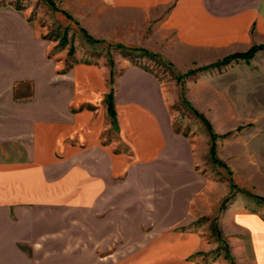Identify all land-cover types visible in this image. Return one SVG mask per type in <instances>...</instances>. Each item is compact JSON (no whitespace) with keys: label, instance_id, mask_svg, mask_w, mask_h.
<instances>
[{"label":"crops","instance_id":"obj_1","mask_svg":"<svg viewBox=\"0 0 264 264\" xmlns=\"http://www.w3.org/2000/svg\"><path fill=\"white\" fill-rule=\"evenodd\" d=\"M56 1L91 37L158 50L181 69L264 46V0ZM49 47L23 15L0 7V264H120L121 242L142 246L125 264H196L187 258L201 234L181 228L214 214L197 199L211 196L212 172L199 169L200 150L173 128L160 78L104 56L68 63ZM261 56L264 49L209 75L217 109L209 113L229 121L254 113L264 128ZM259 127L254 158L245 146L218 165L224 197L230 182L238 187L228 164L251 182L264 179ZM218 218L230 263L264 264V203L238 194Z\"/></svg>","mask_w":264,"mask_h":264},{"label":"rangeland","instance_id":"obj_2","mask_svg":"<svg viewBox=\"0 0 264 264\" xmlns=\"http://www.w3.org/2000/svg\"><path fill=\"white\" fill-rule=\"evenodd\" d=\"M54 3L59 10L66 12L62 3L56 0H54ZM0 7L13 9L23 15L40 35H44V38L50 41L49 53H66L67 58L65 60H68V63L78 60L96 61L100 56H104L108 61H113L119 65L140 63L160 78L164 90L168 93L167 104L173 128L186 135L192 146L196 150H200L205 164L199 169L203 168L205 173L212 172V178L207 177L204 189L206 193L211 192L209 194L211 196L199 194L197 199H202L207 209H211V211L215 209L214 214L199 217L196 221L194 220L189 224L185 223L187 225L181 228L184 232L198 231L202 237L201 248L197 250L198 252L188 256L187 259L195 261L196 264H231L230 259L232 258H228V255L231 256V248L223 232L224 228L219 222L218 215L223 214L227 205L238 194H244L245 191L264 197V179L260 182H251V178H249L247 173H245V177L243 173L241 175L234 174L235 172L228 164L231 171L229 174L232 173L235 176L238 190L234 191L233 197L226 201L224 209H221L222 201L228 195L225 197L223 195L224 190H226L224 184L226 183L227 175L225 170L219 167L218 164L213 163L210 158L211 139L209 132L205 124L192 110L199 112L208 120L213 133L216 135V157L222 164L224 162L221 160L225 158H240L237 154L239 148H242L243 151L245 146H247V149L252 146L250 149L255 150V135L259 125L256 123L257 116L254 113H233L230 115V121L228 119L229 116L220 115L217 112L215 114L209 113L212 111L214 113L217 109L212 108V110L209 107L211 104L208 101L205 80L214 71L218 69L217 71L220 73L232 62L221 65V67H212L207 64L181 69L166 60L164 56L161 57V52L158 50L154 52L145 49L156 54V56L151 57L142 53L141 49L144 48L131 47L116 42L109 43L99 39H97L99 40L98 42L94 43L87 40L82 33L86 22L73 18L68 12L66 13L70 18L60 11H54L45 0H0ZM95 26L97 27L98 24ZM63 40H65L64 43L62 42ZM153 40H155V37H153ZM155 42L157 41L155 40ZM117 45H123L125 48L117 47ZM56 48H60V51H56ZM132 48H137V50ZM259 59L260 62H264V56ZM254 67L255 64L253 65ZM190 70H194V72L178 80V76L185 75ZM238 100L236 102H239ZM260 127L264 130L263 126ZM250 149H248L249 152ZM250 153L252 158H254L253 153ZM260 157L264 158V151L263 153L260 152ZM246 201L255 202L256 200L252 201L246 198ZM131 245L128 242L120 243L121 256L118 261L120 264H125L138 250H141V244H135L136 250L131 249ZM26 249L28 250L29 248ZM107 261L115 262L116 259H109L104 262Z\"/></svg>","mask_w":264,"mask_h":264},{"label":"trees","instance_id":"obj_3","mask_svg":"<svg viewBox=\"0 0 264 264\" xmlns=\"http://www.w3.org/2000/svg\"><path fill=\"white\" fill-rule=\"evenodd\" d=\"M47 2V4L54 10V11H60L62 12L66 17L70 18V16L64 12V11H61L59 10L55 3H54V0H45ZM82 33L83 35L86 37L87 40L91 41V42H98L99 40L97 39H94L93 37H91L89 34H87V32L85 30H82ZM63 43L65 42V40L62 41ZM117 47H120V48H125V46L123 45H117ZM132 49H135L137 50V48H132ZM260 49H264V46L263 45H259V46H253L251 47L250 49H248L247 51L245 52H240V53H233V54H230L228 56H225L223 59L217 61V62H214L212 64H210V66L214 67V66H220V65H226L228 63H230L232 60L234 59H243L245 61H249L253 56L254 54L260 50ZM142 53L144 55H147V56H151V57H154L156 56V54L148 51V50H145V49H141ZM71 53V52H70ZM192 72H194V70H190L189 72H187L185 75H180L178 76V80L182 79L183 77H185L186 75H189L191 74ZM112 91L109 93V95L107 96V101H108V111L109 113L114 117V110H113V99H112ZM193 113L205 124L206 126V129L207 131L209 132V136H210V139H211V145H210V158L212 159L213 163L215 164H218V165H223L216 157V153H215V139H216V135L213 133L212 131V128L208 122V120L203 117L202 114H200L199 112L195 111V110H192ZM230 181V179H229ZM238 190V187L233 184L232 182H230V191L228 193V195L223 199L222 201V204H221V209H224V204L226 201H228L229 199H231L233 197V193L234 191ZM248 195H251L252 197H254L255 199H257L258 201H261L264 203V197L262 196H257V195H253L249 192H246ZM228 258H230V255H228ZM232 264V263H231Z\"/></svg>","mask_w":264,"mask_h":264}]
</instances>
